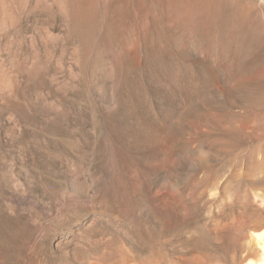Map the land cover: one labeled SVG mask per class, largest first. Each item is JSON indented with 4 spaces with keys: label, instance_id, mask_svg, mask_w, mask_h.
I'll return each instance as SVG.
<instances>
[{
    "label": "rangeland",
    "instance_id": "obj_1",
    "mask_svg": "<svg viewBox=\"0 0 264 264\" xmlns=\"http://www.w3.org/2000/svg\"><path fill=\"white\" fill-rule=\"evenodd\" d=\"M262 225L264 0H0V264H249Z\"/></svg>",
    "mask_w": 264,
    "mask_h": 264
},
{
    "label": "bare ground",
    "instance_id": "obj_2",
    "mask_svg": "<svg viewBox=\"0 0 264 264\" xmlns=\"http://www.w3.org/2000/svg\"><path fill=\"white\" fill-rule=\"evenodd\" d=\"M251 241L257 249L252 254L249 264H264V225L252 232Z\"/></svg>",
    "mask_w": 264,
    "mask_h": 264
}]
</instances>
